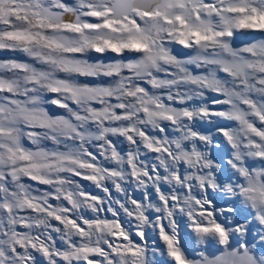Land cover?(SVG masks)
Instances as JSON below:
<instances>
[{"label": "snow or ice", "instance_id": "snow-or-ice-1", "mask_svg": "<svg viewBox=\"0 0 264 264\" xmlns=\"http://www.w3.org/2000/svg\"><path fill=\"white\" fill-rule=\"evenodd\" d=\"M240 30L264 0H0V50L43 66L0 62V264H264V39Z\"/></svg>", "mask_w": 264, "mask_h": 264}, {"label": "rangeland", "instance_id": "rangeland-1", "mask_svg": "<svg viewBox=\"0 0 264 264\" xmlns=\"http://www.w3.org/2000/svg\"><path fill=\"white\" fill-rule=\"evenodd\" d=\"M65 2L68 3V4H73V3H75V0H65ZM67 18L68 17H66V19ZM260 39H264V34H261V33H258V32L257 33H253V32H250L248 30H240L239 32L236 33V35L234 37V45L233 46L234 47H241V46H243L245 44H249V43L254 42V40H260ZM173 47H174V54L180 56L181 58H187V54H191V50L190 49H184L180 45H174ZM109 55H111V54H109ZM90 56L96 57V56H98V54L91 53ZM100 59H103V57H100ZM7 60H17L19 62L28 63V64H30L33 67H36L38 69L43 67L37 61H35L32 58L28 57L23 52L10 51V50H0V62L7 61ZM189 70L192 71L194 74H201L202 71H203L202 69H197L194 65H190L189 66ZM58 75L61 76V77L63 76L62 73H60ZM159 75L163 76L162 73L159 74ZM220 75L223 76L224 74L221 73ZM77 79L81 83L109 84V83L112 82L113 78H109V77H99V78L78 77ZM143 86L146 87V88H149L150 91H155V90L150 89V86L147 85V84H144ZM161 92H163V90H161ZM55 95L56 94H53V93H48L47 94L48 97H52V96H55ZM206 95L208 97V102L209 103L211 102V100L218 98L216 96V94L212 93V92H207ZM71 106L73 108H75V105H71ZM45 107L48 109L50 115H56V116H58V115H67V113H66V111L64 109L58 108L55 105L46 104ZM216 107H222V106L217 105ZM223 123L228 125L229 127H235L236 126L235 122L223 121ZM258 126H260L259 123H258ZM169 131H171V129H169ZM213 131H214V128H213ZM112 139L114 141L117 140V138H115V137H113ZM23 143H24L25 147L35 148V146L32 145L31 142L27 140V138H25L23 140ZM68 143L71 144L72 142L68 141ZM42 146L47 148V149H49V150H53V149L57 148V145L53 144V142L51 140L43 141V145ZM117 148H118V150H120L122 152H127L128 148H129V145L127 144V142L123 138H119V140L117 142ZM59 149L63 150V145H60ZM91 150L93 152H97L96 148H92ZM153 155L154 154H150L149 153L148 157H145V158L146 159L150 158ZM98 159H100L108 167H113L114 166L112 164H109L107 161H104L103 157H99L98 156ZM152 162H155V161H152ZM256 166L259 167L258 164ZM62 175H68V174H62ZM72 179L76 180L82 186L84 191H86L88 193H91L93 195H97V196H101V197L107 198V194L104 193L100 188H97L96 185L93 184L91 181L82 180L79 177H72ZM23 183H25L26 185H31V187L33 189V194H35V195H42L44 192L52 191V189L49 186L37 184L35 181H32V180H30V179H28L26 177L23 178ZM108 187H109V190H110V193H111V197H112L113 200H115V199L123 200L124 199L123 196H121L119 193H117L115 191V188L112 187L110 182H108ZM133 194L137 198H140V193L139 192H135ZM51 203L56 204V203H59V202L56 201V200H52ZM64 203L66 204V202H64ZM113 206L114 207H118V205H113ZM105 207H107V205H105ZM84 215L89 217V218H92L95 214L92 213L91 211H85ZM100 215L102 217H106L108 219H113V217L111 216V213L106 212V211L100 213ZM120 215H121V219H123V220H127L128 219L126 216H124L123 212H121ZM53 223H56V222L53 221ZM133 228H134V225H133ZM148 231L151 234L150 235V240H149L150 246H151V241L152 240H156L157 246L158 247H162L163 243H162V241H159L158 236H156L155 234H152L151 233V229H149ZM53 235H56V234H53ZM57 246L58 247L61 246L60 241H59L58 238H57ZM192 247L196 248V245H195L194 242L192 243ZM36 256H37L38 259H42V257H40L39 253H36ZM167 259L168 258L166 256L165 257H160V256L156 257V260H157L158 264H163V262L165 260H167Z\"/></svg>", "mask_w": 264, "mask_h": 264}]
</instances>
